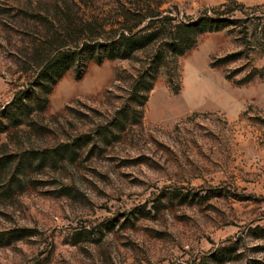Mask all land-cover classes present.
<instances>
[{
	"label": "rangeland",
	"instance_id": "374dc122",
	"mask_svg": "<svg viewBox=\"0 0 264 264\" xmlns=\"http://www.w3.org/2000/svg\"><path fill=\"white\" fill-rule=\"evenodd\" d=\"M40 1L0 0V264H264V0L79 2L108 24L144 2L238 22L161 67L138 124L121 121L156 47L71 69L12 127Z\"/></svg>",
	"mask_w": 264,
	"mask_h": 264
},
{
	"label": "trees",
	"instance_id": "16d2710c",
	"mask_svg": "<svg viewBox=\"0 0 264 264\" xmlns=\"http://www.w3.org/2000/svg\"><path fill=\"white\" fill-rule=\"evenodd\" d=\"M80 3L88 6V0H55L46 5V13L27 14V30L35 32L29 39V53L23 64L24 71L34 70L35 81L31 90L20 92L8 106L9 125L16 127L29 120L34 113H42L49 100L53 87L71 69L81 78L91 62L102 64L106 59L132 60L139 52L156 47L148 63V69L140 74L126 107L121 124H138L142 113L135 117L133 107L143 108L148 94L160 76L161 67L168 60L177 61L191 50L198 37L208 32H217L238 20L228 18L236 10L222 6L207 10L192 21L179 18L175 9L162 11L157 5L153 10L145 2L137 8H118V24H108L98 16H86L78 11ZM89 7V6H88ZM177 12V13H176ZM176 13V14H175ZM229 15V16H228ZM39 25V26H37ZM31 27V28H30ZM8 125V126H9ZM7 131L0 124V135ZM12 240L22 239V234L14 235Z\"/></svg>",
	"mask_w": 264,
	"mask_h": 264
}]
</instances>
